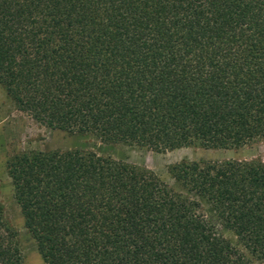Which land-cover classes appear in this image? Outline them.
Wrapping results in <instances>:
<instances>
[{"label": "trees", "instance_id": "1", "mask_svg": "<svg viewBox=\"0 0 264 264\" xmlns=\"http://www.w3.org/2000/svg\"><path fill=\"white\" fill-rule=\"evenodd\" d=\"M0 85L35 121L156 152L264 138V0H0ZM46 264L264 263V163L183 161L173 178L92 152L8 162ZM0 264H25L0 203Z\"/></svg>", "mask_w": 264, "mask_h": 264}, {"label": "rangeland", "instance_id": "2", "mask_svg": "<svg viewBox=\"0 0 264 264\" xmlns=\"http://www.w3.org/2000/svg\"><path fill=\"white\" fill-rule=\"evenodd\" d=\"M62 150L92 152L136 168L153 173L169 188L183 197L201 204L203 213L226 239L247 253L238 237L224 228L214 206L197 193L184 189L172 176V167L183 161L230 160L264 163V138L248 145L217 149L201 146L156 152L137 145L105 143L91 133H69L43 125L21 111L0 85V203L5 216L19 232V242L25 264H46L39 254L37 244L25 227L24 217L15 197V188L8 172V162L16 155L31 150ZM254 264H264L253 259Z\"/></svg>", "mask_w": 264, "mask_h": 264}]
</instances>
